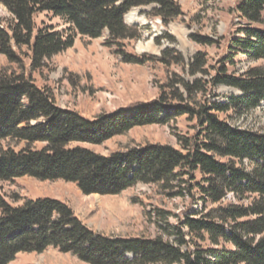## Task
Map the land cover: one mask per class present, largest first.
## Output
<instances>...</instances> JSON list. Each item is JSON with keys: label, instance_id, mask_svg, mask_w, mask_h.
I'll use <instances>...</instances> for the list:
<instances>
[{"label": "trees", "instance_id": "obj_1", "mask_svg": "<svg viewBox=\"0 0 264 264\" xmlns=\"http://www.w3.org/2000/svg\"><path fill=\"white\" fill-rule=\"evenodd\" d=\"M11 18L0 26V181L29 176L40 181L75 183L85 195H120L137 183L166 184L181 170L198 171L201 197L214 207L200 218L185 217L182 227L191 236L208 240L213 247L182 250L177 244L155 238L103 235L93 232L67 203L52 198L26 199L13 205L0 194V264L19 253H41L56 248L87 264H264V133L242 130L218 113L241 115L264 104V66L246 69L241 75L220 68L209 83L237 89L222 102L201 101L205 81H184L185 96L175 90L159 94L153 102L99 115L93 120L59 108L52 92L38 87L32 71L46 67L53 56L71 48L77 36L98 38L112 46L136 37L124 15L132 8L158 4L155 15L165 22L177 15L171 0H0ZM236 11L246 21L244 38H232L234 49L264 59V0H238ZM169 10L168 14L165 10ZM44 13L62 20L63 31L52 25H37ZM254 25V26H253ZM231 48V46H229ZM125 60L140 63L134 56ZM169 55L162 56L165 63ZM180 59V58H179ZM191 73L202 72L200 55ZM28 68V74H27ZM187 113L197 119L203 140L192 147L176 149L129 137L135 127L167 122L170 114ZM165 109V110H166ZM32 122H35L34 124ZM114 141L116 148L103 156L87 144ZM24 145L17 150L3 142ZM42 143L40 148L34 147ZM183 150H186L184 152ZM245 162H249L248 166ZM238 202H224L228 194ZM251 196L247 204L242 198ZM215 245V247H214ZM228 245V246H227ZM132 253V259L123 253Z\"/></svg>", "mask_w": 264, "mask_h": 264}, {"label": "rangeland", "instance_id": "obj_2", "mask_svg": "<svg viewBox=\"0 0 264 264\" xmlns=\"http://www.w3.org/2000/svg\"><path fill=\"white\" fill-rule=\"evenodd\" d=\"M171 1L178 7L172 21L165 22L155 15L161 7L158 4L135 7L124 15L125 23L136 34L134 39L107 46L105 35L94 39L77 36L71 48L49 59L42 70L31 72L36 85L48 88L59 108L73 110L90 120L138 103L153 102L162 90H170L171 85L185 96L184 87L182 83L178 84L179 81L190 85L195 80L205 81L206 91L197 93L201 101L222 102L229 95L239 96L241 93L235 88L225 85L213 87L209 83L222 67L228 74L238 76L250 67L264 66V59L254 60L243 50L232 47L231 39L244 38L242 28L247 26L236 11L238 0ZM168 11L165 10V13L168 14ZM9 18V12L0 3V26H5ZM35 22L39 26L52 25L58 31L65 28L61 19L44 13L37 14ZM166 54L170 57L165 63H160L159 59ZM124 55L142 61L128 62ZM198 55L204 61L203 70L192 74L191 66L195 65ZM4 61L0 55V66ZM165 109L161 110L160 116L165 112L170 114L167 122L135 127L127 136L118 137L116 142L122 144L129 137L137 142L145 139L150 143L182 149L185 141L192 147L203 140L202 128L196 118L187 113L176 115L173 107ZM217 115L221 119H228L239 129L264 133L263 103L241 115ZM115 144L110 140L101 145L87 144L85 147L108 156L116 148ZM7 145L17 150L24 144L15 145L12 141L2 144L4 147ZM42 146V143L34 145L36 148ZM249 164L245 162L246 166ZM180 172L181 175L164 185L139 182L114 196L85 195L75 183L40 181L29 176L0 181V194L15 206L26 199L38 198L67 203L89 229L103 235L149 239L160 236L171 244H177L182 234L187 242L181 245L182 250L213 247L208 240L191 236L188 229L182 227L185 217L200 218L215 204L201 197L196 185L201 181L198 171ZM250 198V195L246 196L240 202L247 204ZM223 201L238 202L231 193ZM123 257L132 259L134 256L124 252ZM8 264L87 263L70 253L50 247L41 253H19Z\"/></svg>", "mask_w": 264, "mask_h": 264}]
</instances>
